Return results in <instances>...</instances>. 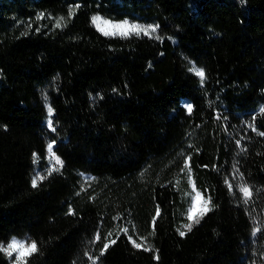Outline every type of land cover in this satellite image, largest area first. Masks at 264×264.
Listing matches in <instances>:
<instances>
[{"label": "trees", "instance_id": "1", "mask_svg": "<svg viewBox=\"0 0 264 264\" xmlns=\"http://www.w3.org/2000/svg\"><path fill=\"white\" fill-rule=\"evenodd\" d=\"M262 106L264 0H0V242L35 241L25 264H264ZM193 186L211 210L188 231Z\"/></svg>", "mask_w": 264, "mask_h": 264}, {"label": "snow or ice", "instance_id": "2", "mask_svg": "<svg viewBox=\"0 0 264 264\" xmlns=\"http://www.w3.org/2000/svg\"><path fill=\"white\" fill-rule=\"evenodd\" d=\"M78 7V5H77ZM74 12V9L70 7L69 9V16H71ZM42 15V14H41ZM39 19V17H38ZM63 22V18H60L56 21V27H61ZM93 24H95L98 28L99 31H101L104 35H112V34H117V32L121 35L127 36L128 34H136L139 35L140 33H143L144 35H149L150 33H155L156 32V26H140L136 24H130L128 21H123L118 24H112L109 21H103L101 17L99 16H94L92 18ZM103 25V27L101 26ZM189 71L194 72V74L200 78L201 84L204 83L205 80V72L203 69L196 68L193 66L192 68L189 69ZM47 99V97H45ZM185 108L191 112L192 111V105L190 103L185 104ZM49 116L52 115L53 109L49 106L47 108ZM260 112L264 113V106L260 108ZM48 126L49 128L53 129V122L51 119L48 120ZM264 134V133H262ZM53 144L49 143L47 145L48 152L50 153V158L55 161L56 165L62 166V161L60 160L59 157H57L54 152H53ZM237 144L239 145V141H237ZM33 159L34 162L37 159V155L33 153ZM187 161H185V167L187 168ZM59 169L57 167L49 168L48 172L51 174L52 171H58ZM46 177L41 176L39 174L35 175L32 179V186L36 187L37 183L39 180H43ZM189 180L191 182V176H190V169H189ZM229 189L231 190V185H229ZM193 191H195V195L191 197V203L189 208L187 209L186 213V218L188 220L187 224L183 225V228L187 229L190 231L193 227L194 224L199 223L200 219L208 212L210 211L209 207V201L203 199L201 194L195 190L193 186ZM240 191L244 194L246 198L251 197L252 193L248 186L246 184H242L240 186ZM247 202V200H245ZM69 214H72L71 209H69ZM159 214V209H157V215ZM125 234H127L128 229H121ZM259 229L254 230L253 235H255V231ZM181 236L185 235L184 231H180L179 233ZM112 234L109 233V236ZM107 239V238H106ZM100 240L99 234L96 235L95 239L93 240V243L96 241ZM129 240L132 242L133 246L136 248H140L143 245V243H136L134 240H132L131 237H129ZM143 241V238H141ZM111 243H115L114 240L110 241ZM109 247V243H105L103 249L101 250V254H103V251L106 250ZM37 249V244L35 241H32L31 243L25 242V241H18L16 238H13L5 247L4 245L0 244V252L5 253L8 257H12L13 254H15V261L16 264H25L26 257L30 256L32 253L36 252ZM144 250L148 251L149 248L147 246H144ZM87 255V253H86ZM89 259L92 260V264H95V260L89 257Z\"/></svg>", "mask_w": 264, "mask_h": 264}, {"label": "rangeland", "instance_id": "3", "mask_svg": "<svg viewBox=\"0 0 264 264\" xmlns=\"http://www.w3.org/2000/svg\"><path fill=\"white\" fill-rule=\"evenodd\" d=\"M13 239V238H12ZM12 239H8V240H5V241H2L0 242V244L4 245L5 247L7 246V244L12 240ZM18 241H25V242H28V243H31L33 240L29 239V238H24V239H16ZM2 255L12 264H16V261H15V254H13V256L10 258L8 257L7 255H5V253L1 252Z\"/></svg>", "mask_w": 264, "mask_h": 264}]
</instances>
